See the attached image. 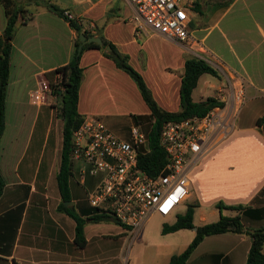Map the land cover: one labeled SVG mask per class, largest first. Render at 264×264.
<instances>
[{"label": "crops", "instance_id": "0c3cea01", "mask_svg": "<svg viewBox=\"0 0 264 264\" xmlns=\"http://www.w3.org/2000/svg\"><path fill=\"white\" fill-rule=\"evenodd\" d=\"M48 3L69 11L83 28L92 33L97 30L93 35L126 55L156 104L166 111L179 109L183 63L189 57L201 58L217 71V76L198 77L192 100L198 87V100L213 96L231 106L234 88L242 87L243 99L232 127L189 169L188 196L172 212L176 215L179 206L196 202L192 224L197 226L216 220L219 214L235 213L218 209L217 202L240 204L245 210V214L240 212V220L246 228L262 225L264 124L256 126L255 120L264 114V0H195L187 23L188 38L183 43L152 32L144 24L134 26L130 21L134 8L127 0H13L19 25L10 39L4 104V131L8 133L0 145L4 182L0 193V264L129 263L124 229L108 216L88 220L90 214L82 200L71 194L69 183L70 202L64 205L54 179L57 169L40 160L48 145L52 112L42 113L43 105L30 104L27 91L46 83L44 72L69 61L76 35L62 17L46 7ZM27 19L39 25L37 31H25L31 27ZM4 20L0 5V36ZM78 64L82 75L77 113L95 115L115 136L129 140L131 125L143 127L132 117L149 114L134 81L95 48L84 49ZM40 119L44 121L41 139ZM11 120L15 122L10 124ZM61 127L60 120L59 136L51 143L59 150ZM85 203L89 206L86 199ZM60 204L83 220V242L79 245L74 241L75 221ZM105 222L116 228L107 229ZM190 231L186 243L194 235V229ZM249 245L250 237L245 233L207 235L185 263L244 264Z\"/></svg>", "mask_w": 264, "mask_h": 264}, {"label": "built area", "instance_id": "2783aa9c", "mask_svg": "<svg viewBox=\"0 0 264 264\" xmlns=\"http://www.w3.org/2000/svg\"><path fill=\"white\" fill-rule=\"evenodd\" d=\"M134 8L130 21L150 31L183 43L195 0H127ZM63 15L74 16L67 10ZM47 82L27 91L30 104L45 102ZM242 87L234 88L232 105L214 106L202 116L162 123L157 143L165 163L155 175L137 164V156L148 151L147 139L138 125H131L130 139L111 133L95 115H84L70 135L69 157L81 176L96 177L86 201L97 213L111 217L133 239L152 213L166 216L188 196L189 169L232 127L242 103ZM84 179V178H83ZM127 263V256L125 258Z\"/></svg>", "mask_w": 264, "mask_h": 264}, {"label": "trees", "instance_id": "16d2710c", "mask_svg": "<svg viewBox=\"0 0 264 264\" xmlns=\"http://www.w3.org/2000/svg\"><path fill=\"white\" fill-rule=\"evenodd\" d=\"M0 5L4 14V26L0 36V138L4 130V104H5V88L8 73V58L10 53V39L12 37L14 25L17 21L18 10L12 8L13 0H0ZM195 6V3H194ZM46 7L62 17L69 28L74 30L75 38L73 41V53L71 58L65 64L56 67L50 71L44 72V77L49 89V94L55 97L57 102V117L62 121L61 127V146L59 150V162L57 170L54 174L57 192L62 201L70 199L68 190V179L71 174L72 161L69 157L70 151V135L74 128L81 122L82 117L76 111V99L79 82L82 75V69L78 64L81 52L86 48H95L102 54L110 58L116 67L123 70L134 81L140 95L149 109L148 115H134L133 121L142 124L144 127L148 151L140 153L137 156L138 166L149 175H155L165 163V155L161 147L157 143L158 134L163 122L167 120H181L190 116H202L214 106H222V102L213 96H206L203 99L194 101L191 98V91L196 86L198 77L201 74H209L217 76V71L206 61L198 57H189L184 60L183 72L179 84V109L177 111H166L160 108L152 98L148 88L145 86L140 75L128 64L127 56L118 52L111 44H109L101 36V45L95 42L83 41L81 51L76 55V47L79 44L78 35L83 33L86 37L98 34L90 32L87 28H83L77 18L68 19L63 15V10L52 3L46 4ZM110 46V51L105 52L103 47ZM264 124V114L255 120V125ZM146 129V130H145ZM4 182L0 173V193ZM196 202H188L185 210L181 214H176L175 220L171 224H162L161 233L174 232L179 229L194 227V235L182 251L172 254L165 264H186V259L200 242L207 235L219 234L224 232L245 233L250 237V245L245 257L244 264H264V252L262 245L264 243V223L256 228H246L241 223L240 212L245 214L243 205H223L219 202L215 204L218 209H229L234 211L233 215L219 214L216 220L194 226L192 224V216ZM67 213L75 221L74 241L79 245L83 242L82 223L83 220L72 211L60 204ZM94 212L87 217L91 221H99L104 214L97 213V209L92 208Z\"/></svg>", "mask_w": 264, "mask_h": 264}, {"label": "rangeland", "instance_id": "374dc122", "mask_svg": "<svg viewBox=\"0 0 264 264\" xmlns=\"http://www.w3.org/2000/svg\"><path fill=\"white\" fill-rule=\"evenodd\" d=\"M27 23L31 26L26 28L25 31H32L35 32L39 28V25L34 24V21L31 19H27ZM18 23L16 22L14 25L13 33L18 28ZM40 43V41H39ZM206 77H211L209 74L205 73ZM214 83H218L216 79L211 78ZM199 84V87L202 85ZM22 86V84H21ZM198 87L194 90L192 97L194 100H198ZM24 91V87L19 95L21 98ZM22 102L24 105L26 104V97H22ZM40 107V112L48 113L50 110L52 112L51 116V125H50V134L48 136V145L45 147L44 151L40 155L41 162L47 164V166L51 167L52 169H57L58 161H59V148L55 145H52V141L54 143V139L56 136H59V128H60V120L57 117L56 106L57 102L55 97L49 94V91H46V99ZM14 120L10 121V124L14 123ZM42 122L43 120L40 119V139L43 137L42 133ZM47 122V121H46ZM142 132L145 133L144 128H140ZM146 130V129H145ZM4 131V130H3ZM2 133L0 138V145L4 144L7 140V133L8 131ZM51 144V145H50ZM84 178V179H83ZM96 177L90 176H81L77 172L76 163H72L71 174L69 175L68 183L69 189L73 196H77L79 199L82 200L83 208L86 212H94L92 208L87 206L85 203L86 194L89 192L96 182ZM77 181H82V184H77ZM78 199V200H79ZM73 210V208H72ZM185 210L184 206H179L177 208V213L181 214ZM91 214V213H89ZM175 214L173 212L169 213L166 216H161L157 213H152L146 219V221L141 226L138 234L133 239H127L126 236L124 238L125 241V255L129 257V263L127 264H164L167 260L169 254H176L179 253L184 249V247L188 244L186 243V236L190 233L192 228H184L181 232H168V233H161V226L162 224H171L175 220ZM104 219V218H103ZM195 220L197 218L195 217ZM113 222V221H112ZM107 223V229L115 227L113 223L116 222H105ZM118 225V224H117ZM116 228V227H115ZM111 230V229H109ZM262 251L264 252V243L262 245Z\"/></svg>", "mask_w": 264, "mask_h": 264}, {"label": "water", "instance_id": "95a60500", "mask_svg": "<svg viewBox=\"0 0 264 264\" xmlns=\"http://www.w3.org/2000/svg\"><path fill=\"white\" fill-rule=\"evenodd\" d=\"M78 39H79V44L76 47V53H75L76 55H78L79 52L81 51L82 42L85 41V40L88 41V42H90V41L95 42L98 45L102 44L101 43V39H100V37L98 35H90V36L86 37L83 33H80L78 35ZM103 50L105 52H109L110 51V46L109 45H105L103 47ZM69 202L70 201H65L63 204L65 205V203H69ZM192 228L194 229V227H192Z\"/></svg>", "mask_w": 264, "mask_h": 264}]
</instances>
